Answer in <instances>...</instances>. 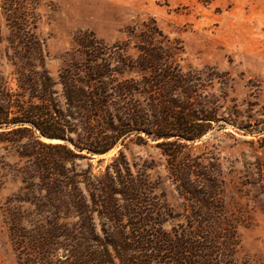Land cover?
<instances>
[{
  "label": "trees",
  "instance_id": "1",
  "mask_svg": "<svg viewBox=\"0 0 264 264\" xmlns=\"http://www.w3.org/2000/svg\"><path fill=\"white\" fill-rule=\"evenodd\" d=\"M39 4L0 0V44L14 79L0 74V144L24 159L22 185L4 205L17 263L233 264L243 220L226 206L217 157L191 151L220 120L203 72L181 67L180 43L150 18L126 31L134 55L127 39L77 34L79 58L54 79ZM131 139L155 141L165 156L180 221L147 167L132 169L122 151L92 166Z\"/></svg>",
  "mask_w": 264,
  "mask_h": 264
},
{
  "label": "rangeland",
  "instance_id": "2",
  "mask_svg": "<svg viewBox=\"0 0 264 264\" xmlns=\"http://www.w3.org/2000/svg\"><path fill=\"white\" fill-rule=\"evenodd\" d=\"M37 11L45 67L54 79L61 67L79 58L74 38L82 32L110 44L128 40V28L152 18L169 39L178 40L181 67L203 72L205 90L217 105L220 120L191 151L217 157L226 206L243 220L233 264H264V0H40ZM0 31L7 34L1 14ZM128 41V53L136 54V37ZM3 47L0 74L14 86ZM119 150L132 169L147 167L173 210L172 222L180 221L182 198L155 141L131 139L90 162L97 170ZM23 163L15 148L0 144V264H18L4 205L22 185L18 167Z\"/></svg>",
  "mask_w": 264,
  "mask_h": 264
}]
</instances>
